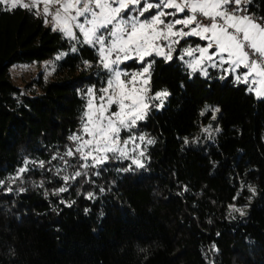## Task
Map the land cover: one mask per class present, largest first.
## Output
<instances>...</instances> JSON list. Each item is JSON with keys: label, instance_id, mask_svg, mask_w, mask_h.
Here are the masks:
<instances>
[{"label": "trees", "instance_id": "1", "mask_svg": "<svg viewBox=\"0 0 264 264\" xmlns=\"http://www.w3.org/2000/svg\"><path fill=\"white\" fill-rule=\"evenodd\" d=\"M240 7L264 21V0ZM52 28L0 5V264H264V97L226 68L193 72L180 57L206 41L184 38L171 60L123 65L154 61L151 91L168 93L127 131L154 141L143 167H85L69 138L110 72ZM50 59L52 77L13 82L12 65Z\"/></svg>", "mask_w": 264, "mask_h": 264}, {"label": "snow or ice", "instance_id": "2", "mask_svg": "<svg viewBox=\"0 0 264 264\" xmlns=\"http://www.w3.org/2000/svg\"><path fill=\"white\" fill-rule=\"evenodd\" d=\"M250 2L251 0H181V2L159 0L158 3L152 4L145 0L144 5L141 6V0H31L30 3H24V0H0V5H7L8 10L17 7L31 10L39 8L42 3L44 15L52 17L53 31L59 30L67 37L77 39L73 32V27H75L84 36V40L78 42L99 46L100 62L104 69L112 73V77L107 81V87L101 89L103 95L99 97L101 101L99 105L94 104V90L88 89V94L92 99L87 105L89 111L84 113L87 122L84 124L83 131L92 139L84 140L76 149L87 159L92 156V151L85 154L82 149L94 144V151L105 153L103 156L93 157L95 164L99 165L108 159L107 153L109 152L114 154L115 159L127 156V152L119 147L121 128L130 131L136 126L137 121L143 120L147 114L148 104L145 103L147 99L145 94L148 88L146 85L150 80V69L154 61H149L141 72L133 73L122 71L119 68L123 61L135 58L143 64L145 57L153 54L165 60H171L172 52L175 51L173 45L179 43L178 39H172V37L199 36L202 40L209 41L206 47L184 49V54L187 56H193L194 52L200 53L199 58L188 63V67L193 72L197 71L206 60L213 61L211 67L229 64L233 72L243 65L248 71L236 76L238 82L264 84V24L256 22L249 15L238 16L236 14L241 11L242 3L246 5ZM57 4L59 7L53 11L50 6ZM230 4L235 5L231 11L228 9ZM154 7L172 8L176 12H184L188 9L192 14L184 19L165 23L162 17L176 13H165L161 10L150 20H139L140 16ZM197 13L209 18L212 22L207 25L201 23L197 20ZM81 17L84 18L83 22L80 21ZM218 21H223V23ZM178 24L184 27L192 24L196 26L190 28L188 32H185L183 28L174 31ZM160 25L164 27L160 28ZM160 40L168 41L167 45L158 44L157 41ZM213 46H215V51L210 53ZM75 50L73 48V51ZM113 54H115L114 59ZM214 57L218 59V64ZM180 58L183 59V56ZM85 63L88 62L85 61ZM203 74L208 75L206 69H203ZM122 77L127 79H122ZM141 77L142 81L139 80ZM249 77L253 79L250 80ZM248 90L253 91L254 89L250 87ZM167 95V92H159L152 99H161ZM257 95L264 96V92L257 90ZM113 104L117 105L118 111L109 113ZM105 113L109 114L105 115ZM69 139L78 141L81 137L73 135ZM130 139L134 140L135 137ZM139 139L144 140L145 137L140 136ZM128 142V140L123 141L125 145ZM147 143L151 144L154 141L148 140ZM67 155L71 156L73 152L69 151ZM133 163L138 167H143L139 159H134ZM26 170V168H21L19 172L23 173ZM80 174L76 173L77 176ZM2 183L3 181L0 180V184ZM59 191L63 192L66 189L61 188Z\"/></svg>", "mask_w": 264, "mask_h": 264}, {"label": "rangeland", "instance_id": "3", "mask_svg": "<svg viewBox=\"0 0 264 264\" xmlns=\"http://www.w3.org/2000/svg\"><path fill=\"white\" fill-rule=\"evenodd\" d=\"M159 2V0H147V3H152V4H156V3H158ZM144 3H145V0H141V6H143L144 5ZM241 6H242V4H241ZM43 7H44V5L42 6V7H40L39 6V8H33V9H31L32 10V12H33V14H35V16H41L42 17V19L44 20V21H48L46 24H48V25H51L52 27H53V23H52V17L51 16H45L44 15V13H43ZM57 7H59V5L57 4V5H52V6H50V8L54 11L55 10V8H57ZM152 9H154V14L153 15H155V14H157L159 11H164L165 13H176L175 15H166V16H164V17H162V19H164L165 20V23H168V22H171V21H174V20H176V19H184V18H186L187 16H189V15H191L192 13L188 10H185L184 12H176V10L175 9H172V8H152ZM152 9H150L148 12H145L144 13V15L143 16H140L139 17V20L140 21H144L145 19H151V17L153 16V15H148L150 12H151V10ZM37 12H39V14H37ZM184 14V15H183ZM198 14V13H197ZM135 15V14H134ZM148 15V16H147ZM183 15V16H182ZM256 20V22H258V23H261V24H264V21H262V20H258V19H255ZM80 21L81 22H83L84 21V18L83 17H81L80 18ZM196 25L195 24H192V25H190L189 27H184L183 25H176L175 26V28H174V31L175 30H177V29H181V28H183V30L185 31V32H188L189 31V29L190 28H192V27H195ZM160 28H163L164 27V25H160L159 26ZM59 31V30H58ZM61 32V31H60ZM73 32H74V34H75V36L77 37V34H78V32H80V30L79 29H77V28H75V27H73ZM65 37H67L63 32H61ZM81 33V32H80ZM82 34V33H81ZM82 36H83V34H82ZM189 37H191V36H186V37H183V38H180V37H172V39H178L179 40V43L184 39V38H189ZM194 37H199V36H194ZM68 39H70V40H76V39H72V38H69V37H67ZM83 38H84V36H83ZM200 38V37H199ZM204 41H206V40H204ZM157 43L158 44H160L161 46H164V45H167V43H168V41H165V40H160V41H157ZM178 43V44H179ZM209 43V42H208ZM208 43H206L205 45H199V46H196V47H191L192 49H195V48H197V47H206L207 46V44ZM178 44H174L173 45V48L175 49V51L177 50V47H178ZM94 47H96L97 48V50H98V45H96V46H94ZM215 47V46H214ZM165 51L167 52V48H165ZM175 51H173L172 52V58H173V56H174V54H175ZM212 52V49H210V53ZM195 53V52H194ZM66 55V51H62V52H60L59 54H57V57H60L59 59H61V58H63L64 56ZM152 56H157V55H155V54H153ZM197 56H200V54L199 55H197ZM196 56V57H197ZM148 57H151V56H146L145 57V59L146 58H148ZM157 57H161V56H157ZM185 57L187 58L188 57V59L190 60V62H192V59H193V61H194V58H195V56H194V54H193V56H186L185 55ZM113 59L115 58V54H113V57H112ZM163 58V57H162ZM185 58V59H186ZM135 59V58H134ZM131 60H133V59H130V60H127V61H123L120 65H119V68L122 70V71H126V72H128V73H133V72H141L142 70H128L127 68H125L123 65L126 63V62H129V61H131ZM137 61H139L138 59H136ZM140 62V61H139ZM206 61H204L201 65H203L204 63H205ZM186 63H187V61H186ZM201 65L198 67V69H201ZM208 67V66H207ZM211 66H209L208 68H210ZM222 68V67H221ZM226 68V67H225ZM224 68V69H225ZM191 69V68H190ZM54 70H55V60H45V61H42V62H34V63H30V64H24V63H16V64H14V65H12V67L10 68V74H11V78H12V80H13V82L17 85V86H20V87H24L28 82H30V81H32V80H34L35 78H37L39 75H43L45 78H50V77H52L53 76V74H54ZM203 70V69H202ZM201 70V71H202ZM226 70V73L227 74H231V75H233L234 76V78L236 79V76L237 75H243V73H241V74H239V73H237L236 71L235 72H233L232 71V68H231V66L230 67H228V68H226L225 69ZM151 71H152V67H151V69H150V80L148 81V84L146 85V87L148 88V91H147V93L145 94L146 95V97H147V99L145 100V103H147L148 104V108H147V110H146V112L148 113L149 112V110H150V108L151 107H157V108H161L162 106H163V103H164V100H165V97H161V99H152V97H155V95L156 94H153L152 93V91H151V85H150V83H151ZM112 77V73H110V78ZM122 79H127V78H125V77H122ZM139 80L140 81H142L143 80V78L141 77V78H139ZM247 84H249V83H247ZM250 85V84H249ZM264 85V84H263ZM138 87L140 86L139 84L137 85ZM264 87V86H263ZM94 90V89H93ZM257 90H259V91H261V92H264L263 91V88L261 89H257ZM257 90H255V93H256V95H257ZM111 91V90H110ZM94 92H95V100H94V104H96V105H99V103H101V101H100V99H99V97L101 96V95H103V93H101V94H99L96 90H94ZM258 96V95H257ZM258 97H264V96H258ZM90 99H92V97L89 95V98H88V102H89V100ZM87 111H89V109L87 108ZM115 111H118V107H117V105H115V104H113L112 106H111V108L109 109V113L110 112H115ZM109 113H105V115H108ZM147 115V114H146ZM146 117V116H145ZM140 121V120H139ZM139 121H137V123L139 122ZM87 122V117L85 118V123ZM84 123V124H85ZM83 127H84V125H83ZM89 127H91V124H89ZM127 131H129V130H127V129H124V128H121V131H120V134H119V136H120V141H121V143H120V145H119V147L120 148H123L126 152H127V156L126 157H120V158H122V159H128L129 161H131V163L133 164V165H135V166H137L136 164H134L133 163V160L134 159H139L140 160V162L144 165L145 164V153H146V146L149 144V143H147V141L149 140V139H147L146 137H145V139L144 140H140L139 139V137L141 136V135H136V134H134V133H131V134H128L127 133ZM76 136H80L81 137V140H78V141H76V146H77V148L79 147V145L81 144V143H83V141L84 140H90V139H92V137L90 136V135H88V134H86V133H84V131H83V129H82V132L80 133V134H77ZM131 137H135V139L134 140H132V139H130ZM125 140H128L129 142L125 145L124 143H123V141H125ZM94 147H95V145L93 144L92 146H89V147H85V148H83L82 149V152L83 153H87V152H89V151H92V156H89L87 159H85L84 158V156L81 154V156L84 158V160H85V163H84V165H87V167L88 166H96V164H95V162H94V160H93V157L94 156H103V155H105V153H103V152H96V151H94L93 149H94ZM141 153H143V155H141ZM113 153H107V156H108V159H109V157L112 155ZM117 155H118V153H117ZM107 159V160H108ZM106 160V161H107ZM106 161H104V162H106ZM103 162V163H104ZM102 163V164H103ZM138 167V166H137Z\"/></svg>", "mask_w": 264, "mask_h": 264}, {"label": "crops", "instance_id": "4", "mask_svg": "<svg viewBox=\"0 0 264 264\" xmlns=\"http://www.w3.org/2000/svg\"><path fill=\"white\" fill-rule=\"evenodd\" d=\"M31 2V0H24V3H30ZM7 6V5H6ZM43 6V4L41 3L40 4V7H42ZM8 7V6H7ZM37 9V8H36ZM31 12H32V10H30ZM33 13V12H32ZM35 15V14H34ZM38 17H41V16H38ZM42 18V17H41ZM190 30V29H189ZM208 35H210V33L208 34ZM209 41L208 40H206V43H208ZM215 51V47L213 46V48H212V52H214ZM200 53L199 52H195L194 53V56H195V58H194V60L196 59V58H199V56H197V55H199ZM183 58L185 59L186 57H185V54L183 53ZM187 56V55H186ZM197 56V57H196ZM214 60L216 61V63L218 64L219 62H218V59L217 58H215L214 57ZM185 61H187V63H189L190 62V60L188 59V57L185 59ZM192 61H193V59H192ZM213 63V61H207L206 60V62L203 64V65H201V69H197V70H202V69H208V67L211 65ZM208 66V67H207ZM217 67H219V68H228V67H230V65L229 64H224L223 66H217ZM192 70V69H191ZM248 70L247 69H245L244 67H243V65H241V67L239 68V69H236V72L237 73H239V74H241V73H246ZM202 72H203V70H202ZM249 79L250 80H252L253 79V77H249ZM250 84V86L254 89L253 91L255 92V90H257V89H262L263 88V91H264V85L263 84H252V83H249Z\"/></svg>", "mask_w": 264, "mask_h": 264}, {"label": "built area", "instance_id": "5", "mask_svg": "<svg viewBox=\"0 0 264 264\" xmlns=\"http://www.w3.org/2000/svg\"><path fill=\"white\" fill-rule=\"evenodd\" d=\"M177 2H181V0H177ZM233 8H235L234 6H230V7H228V9H229V11H231ZM185 10H187L188 11V9H185ZM238 16H244V15H247V13H246V10H245V8L244 7H241V11H239V12H237L236 13ZM197 15V20L198 21H200L201 23H203V24H210L212 21L209 19V18H207V17H204V16H202V15H200L199 13L198 14H196ZM219 23H223V21H218ZM230 31H232V29H229Z\"/></svg>", "mask_w": 264, "mask_h": 264}]
</instances>
